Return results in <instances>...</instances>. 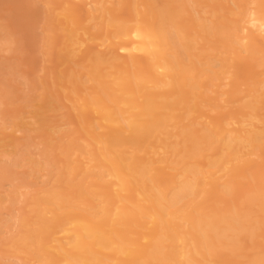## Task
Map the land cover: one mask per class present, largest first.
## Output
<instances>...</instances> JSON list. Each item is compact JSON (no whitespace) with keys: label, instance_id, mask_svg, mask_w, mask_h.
<instances>
[{"label":"rangeland","instance_id":"1","mask_svg":"<svg viewBox=\"0 0 264 264\" xmlns=\"http://www.w3.org/2000/svg\"><path fill=\"white\" fill-rule=\"evenodd\" d=\"M149 1L158 8L166 4L169 7L182 5L184 10L178 11L175 20L185 25L183 29L189 35L191 48L188 54L183 53L179 59L186 64L191 60L198 63L200 59L202 63L200 61L199 63L203 67L206 65V68L207 66L210 68L198 73L192 71L190 75H193L192 78L197 81L199 88L188 92L191 94L185 95L186 102L177 109L170 110L171 114L169 109L164 110L168 116L173 114L181 116L180 122L170 119L143 145L126 144L117 149L126 156H138V161L142 160V164L156 172L158 176L168 177L172 174L170 176L175 185L184 176H189L181 166L175 164L172 168L170 166L175 159H183L181 151H176L177 154L172 152L173 144L180 142L182 138L180 128L188 124L187 126L190 125L189 127L195 130L203 128L213 130L214 126L219 124L225 131L239 132L242 136L248 131L264 132V105H260V101L264 99L260 98V94L264 91V37L256 38L255 33L249 31L252 26L247 22L245 15L256 7L254 0ZM262 7L264 8V1ZM150 14L146 0H0V167L2 169L0 170V264H43V257L41 259L39 256L40 251L34 244L32 245L34 233L30 230L36 232L35 229L39 227L37 220L40 219L36 217L39 216V210H44V212L40 211L42 216H45L44 219H48V222L52 221L48 230L50 234L40 239L43 250L54 253H50L52 255L50 260L58 264L61 258L55 255L58 250H55V247L61 242L64 245L62 248L65 247L67 252L74 251L72 230L76 226L71 219L70 222L65 218L63 221L60 217L61 212L74 210L73 212L83 211L89 215H100L99 209L104 206L102 202L106 198L104 189L100 188L102 184L106 185L107 194L116 196L121 193L126 196L124 192H119V177L109 175L104 169H96L95 158L99 149L109 139V128L125 126L123 124L126 123L128 116L137 110L120 104L123 112L117 116L119 121L109 124L101 118V106L100 109L95 104L89 105L86 100L104 96L106 102L104 106L113 109L119 107L114 106L111 100H107L106 94H103L109 89L112 97L121 96L119 93L122 91L116 86L114 75L124 68L142 69V66L151 63V60L146 54L140 53L137 58L138 66L123 63L128 57L125 52L127 58L121 50H118V46L126 37L116 34L115 29L119 25H125L127 28L130 26L144 28L150 23ZM223 17L226 18L228 25L236 24V31L233 30L235 32L233 40H235L230 47L226 46L227 48L220 44L219 39L222 36L216 32L218 25L213 28L214 24ZM111 18L112 21L109 22ZM191 20L193 23H189ZM197 22L212 28V31L206 32L208 34L206 35L205 31L202 32L197 26ZM69 30L74 32L72 37L69 36ZM230 30L233 32L232 29ZM245 33L249 36H244ZM250 34L255 38H251ZM241 44L253 46V50H245ZM95 67L98 69V76L92 79L94 74L91 72L90 75V70ZM156 71L152 76L148 75L140 81L144 91L150 93L152 99L157 98L159 91L166 93L167 101L175 100L177 93L179 97L180 91L173 92L163 72L161 73L159 69ZM159 72L161 75H158ZM123 78L129 79L131 83L134 79L125 74ZM158 78L162 83L157 85V89ZM184 87L188 89V86ZM257 96L260 98L259 101H256ZM136 99L142 101L140 96ZM193 103L197 106V112L189 115L186 110ZM245 103L254 104L258 108H254L256 110L247 108ZM120 119H124L125 122ZM127 132L123 131V136H126ZM92 134L98 137L96 141ZM262 140L264 142V139ZM202 146L205 147L203 144ZM219 146V142L215 141L211 147L210 145L204 149L202 147V155L198 158H184L187 163L198 162L200 165L202 162L201 173L211 174L208 175L209 177L201 174L204 182L210 183L212 179L218 182L214 188L219 191H214V194L207 198L205 211H210L214 207L218 212L227 214L233 203L237 204L236 207L240 210L246 205H243L242 198L250 195L256 185L264 184V148L242 144L236 148L239 159L230 158L226 163L209 167L208 159L221 150ZM64 158L68 160L67 165ZM243 162H250L252 167L250 171H254V176L247 173L236 176L237 188L233 194H223L221 190H224L230 176L227 172L234 165L243 166ZM73 165L76 166L75 171L71 170ZM62 178L69 181L64 183L60 180ZM79 184L86 189V192L101 193L102 196L97 194L99 197H89L92 207L87 203L88 196L81 200L73 197V192ZM149 184L157 185L158 182L152 181ZM50 188L67 192L66 198H62L63 201L61 199L59 202L62 206L58 205V201L42 204L43 201L41 202L40 199L45 198L46 190ZM204 188L207 190L212 187L206 184ZM196 192L187 196L182 202L201 200L204 192ZM118 200L110 206V216L114 217L117 211L119 212V208L123 211L124 205H127L129 208L125 210L128 213L126 217L131 220L133 216L130 213L131 204L122 198ZM138 202L143 204L144 200L139 196ZM53 207L58 209H56L57 215ZM97 210L99 213H96ZM57 217L63 223L60 220L55 221ZM247 217L254 221L258 217H264V211L257 204H253ZM21 219L25 222L27 220L26 228L33 235L30 234L31 236L24 240L27 241L20 245L17 239L24 231L23 227L20 229L19 226ZM152 220L148 217L143 218L145 223L143 227L133 221L124 227L126 230H131L129 238L137 242L136 246L130 245V247H135L139 251L146 250L149 239L147 236L154 235L160 230V226L152 224ZM186 224L188 222H183V226H188ZM256 224L258 226L253 229V237L249 238L248 235L242 237L243 233L247 234L243 231L238 233L239 238L235 239L233 245L216 244L213 249L219 254L223 253L229 260L248 262L251 257H260L255 264H264V224ZM113 246L102 248L101 258H104L108 264H133L127 261L125 254L114 253ZM178 246L177 248L180 249L183 245ZM187 248L189 247L180 250ZM196 257L195 260L191 258L184 264L205 263L204 260L200 262L199 255ZM120 259L125 262H120ZM225 263H228L227 260ZM151 264H176V262L152 260ZM207 264L214 263L207 262Z\"/></svg>","mask_w":264,"mask_h":264},{"label":"bare ground","instance_id":"2","mask_svg":"<svg viewBox=\"0 0 264 264\" xmlns=\"http://www.w3.org/2000/svg\"><path fill=\"white\" fill-rule=\"evenodd\" d=\"M263 1L264 0H254V3L256 4L254 6L256 7L251 9L252 11L249 12L246 10L248 14L245 15L247 16V22L252 26L249 31L252 34L255 33L256 38H260V36L261 38L264 37V8L262 7ZM146 5L147 9L151 11L150 23L148 26L144 28L141 26H130L127 28L125 25H119L115 29V33L126 37V39L123 40V42L118 46V50H121L123 55L125 52L128 57L127 58L126 55H124L128 60L125 58L126 61H123V63L138 66L139 62L137 58L140 53L146 54V56L150 58L151 63H145V65L142 66V69L135 67L134 70H129V68H124L121 72L114 75L116 86L120 91H122L119 93L121 96L117 95L112 97L110 93L111 91L107 89V85L105 86L109 91L107 92V90H103V94H106L107 100H111L114 106L118 107L120 104H123L125 106H129L135 111L137 110V112L129 115L125 124L121 123L125 126L119 125V127L114 128L110 125L111 127L109 128L108 134L109 139L99 149L97 153L99 156L96 154L97 157H94L96 159H94L96 161V169H104L109 175L119 177V192H124L126 196L122 195L121 193L117 194L116 196L115 194H113L114 196L107 194L108 192H106V185L103 186L102 184L100 188L102 187L104 190L102 188L101 189L106 193V198L104 202H102L104 206L100 207L102 209H99L101 210V213H99L98 210V212L95 211L100 215H89V213L86 214L83 211V213L81 211L73 212L74 210H72V212L67 211V213H64L66 211H63V213L61 212L62 215L60 217L62 220L65 218V220L69 219V222L70 219L75 222L76 226L74 230H72L74 231V251L67 252L64 249L65 247L62 248L64 245H62L60 242L61 245L57 244V248L55 247V250L58 249L55 255L61 258V262H63V264H108L104 258H101L100 250L102 248L114 245L112 247L113 252L125 254L128 258L127 261L133 262V264H151L152 260H173L176 262V264H184L185 261L191 260V258L192 260H195V258H197L196 255L201 257L200 262L203 260L205 261V263L202 264H207V262H213L214 264H255L258 259H260V257H251L249 258L248 262H240L234 259L229 260L223 253L219 254V252L215 251L213 248L216 244L233 245L235 239L239 238L237 237L239 236L238 233H242L243 231L247 234L243 233L242 237H244V235H248V237L251 238V236L253 237L254 235V227L258 226L256 223L264 224V217H255L256 219L254 218V221L252 218L247 217L250 207L253 204H257V206L260 207L262 211H264V184L260 186L256 185V187L253 188V194L251 193L250 195L244 196L242 198V201L244 200L243 205H246L240 208V210L237 209V204L233 203L231 206L232 210L229 208L228 212H226L227 214L218 212L217 208L214 207L210 211L206 212L205 209L207 208V198L211 197L214 194V191H219L214 188L218 182L216 183V181L213 179H210V183L204 182L201 178V174L204 173H201L202 168L200 169L202 162L200 165L198 162L187 163L185 162V158H198V156L202 155L201 151L205 147H208L209 145L211 147L213 142L218 141L221 150L212 154V156L208 159L209 162L207 165L209 167L219 166L220 164L226 163L228 160H230V158H238V151L236 148L242 144H249L254 148H264V142L262 140L264 139V132L248 131L246 135L244 134L242 136L239 134V132L225 131L219 124L215 125L213 130L208 128L195 130L193 128L191 129L189 127L190 125L187 126L188 124L185 127L180 128L182 138L180 142H175L173 144L172 152L173 154H177L176 151H181V156L184 160L182 158H177V160L175 159L172 161V163L174 162L173 164L170 163V166L171 168L174 164L179 167L181 166V168L189 176H184V178H182L179 182H176L175 185H173L174 182L170 176L172 174H169L168 177L162 175L158 176L156 172L144 166L142 164V160L141 162L138 161V156H126L122 151L117 149V147L126 144H136L139 146L143 145L144 142L150 139L153 134L159 128L164 126V124L170 119L180 122L182 119L181 116L175 114L168 116L164 110L169 109L168 111L170 113V110L173 111L177 109L182 103L186 102L185 95L191 94L188 92H193L194 89L198 87L197 81L193 80V75H190L192 71L198 73L210 68V66H207L206 68V65L203 67V65L200 64L202 63L200 59V63L198 60V63L191 60L188 64L182 63V61L179 59L183 53L188 54V50L191 48L189 35L183 29L185 25L175 20L176 15H178V11L184 10L182 5H179L178 7H169L167 6L168 4H166L158 8L155 7L150 1L148 2V0H146ZM65 18H68V16H65ZM225 19L226 18L224 17L220 18L213 26L214 28L216 25H218L216 32L219 36H222L219 40L221 41L220 44H222L224 48L226 46L230 47L232 41L235 40H233L235 33L233 30L235 29L236 31V24L230 26L226 23ZM111 21L112 18L109 22ZM189 23H193L192 20ZM197 24L196 25L201 28L202 32L205 31V34L206 32L208 33L212 31V28L204 26V24L201 22H197ZM230 29H232L233 32H231ZM69 32V36L72 37L74 35H72V33L74 32L71 30H69ZM246 35L247 34L245 33L244 36ZM244 36H242L243 39ZM253 36L254 35H252V37ZM241 45H243L242 48H245V50H253V46H245L246 44ZM98 58L103 59L102 57ZM158 69L161 70V73L163 72L164 76L167 77L168 80H166L173 89L172 91H175V93L180 91V96L178 97L177 93V98L175 100L173 99L172 101H167L165 99L167 95L162 91L158 92L156 99H152L151 94L146 90L145 92L143 89L144 87L141 86L140 81L148 75L152 76L154 71L157 72L156 70ZM91 72L94 74V76L90 77H92V79L95 77L97 78L98 69H96V67L92 68L90 70V75H92ZM195 72L193 74H195ZM161 73L159 72L158 75H161ZM124 74L134 78L132 83L129 79L124 80ZM160 81V78L156 80L157 89L159 84L162 83ZM184 86H188V89H184L186 88ZM139 96L142 98V101H136V98H139ZM261 97L264 98V91L262 94H260V98ZM260 98L257 96L256 101H259ZM86 103H90L89 105L95 104L99 108L101 106V118L103 120L105 119V121H108L109 124H113L116 121L118 122L119 119H117V116L121 115V112H123V109L120 107L121 105L119 106L121 109L119 107L117 109H113L110 106H104L106 105L104 96L103 98L93 97L91 100L87 99ZM260 105H264V99L260 101ZM196 107L197 106H195V103H193L192 105L188 106L186 113L189 114L197 112ZM245 107L251 108L253 110H256L254 108H258L251 103L246 104ZM122 120V122H125L124 119ZM124 127L127 129H123ZM123 131L124 133L125 131H128V134L126 135L127 137L123 136ZM88 133L90 134V132H87V134ZM93 135L96 136L95 134H92V136ZM94 136L93 138L96 141L98 137L96 138ZM123 137H126V139ZM202 144L205 145V147H203ZM65 150H67V147H65ZM63 160L66 161L67 165L68 160L65 158ZM169 162H171V160ZM238 165H234L231 170L228 169L230 172L228 171L227 173H229L230 176L228 178L229 180H227L225 183L226 186L224 190H221L223 194H233L234 190L237 188L235 180L236 176L244 173L254 176V171H250L252 169V167H250V162H243V166H241V164L240 166ZM75 167L76 166H74L71 170L75 171ZM6 169H4V171H6ZM0 170H2L1 167ZM206 175L207 172L204 174V176ZM208 175L210 176L211 174ZM60 180L64 183L69 181L66 178H62ZM98 181L100 182V180ZM152 181L158 182V184L150 185L149 182ZM206 184H209L212 188L206 190L204 188ZM200 191L204 192V196L201 200L194 199V201L189 203L182 202L187 196L194 195L195 192L198 193ZM93 192H86V189L83 186L81 187V184H79V186H77L73 192V197L75 199L81 200L88 196L87 203L92 207V202L90 201L89 197L94 198L102 196L100 195L101 193L98 194L94 192L93 194ZM66 194L67 192H62V190H59L58 188H50L46 190L45 198L43 197L45 200L42 198L40 200L41 202L43 201L42 204L45 205L47 202L55 203L58 201L59 203L62 198H66ZM139 196L144 200L143 204L138 202ZM119 198H122V200H125L131 204L130 213L133 214L131 220L126 217V214L128 213L125 210L129 208L127 205H124L125 209L123 211L119 208V212L117 211L114 217L110 216V206H113L116 200L119 201ZM40 200L38 201L40 205H42ZM58 205H60V203ZM56 207H53V209L55 208V210H53L54 212L58 210ZM40 211L44 212V210H39V216H36L40 219L37 220L39 227L37 226L35 229L36 232L30 229L34 235L29 232V229L26 228L28 225L27 220L25 222V220L21 219L19 224L21 228H19L22 229L23 227L24 231L22 230V236L19 235L17 243L22 244V242L27 241L24 240L30 234L33 235L35 241L34 239L32 240V245L34 244L36 249L40 251L39 256L41 259L43 257V264H55V262L53 263V261L50 260L52 258L51 254L54 253L50 252V254L49 252L44 251L45 249L43 250V243L40 241V239H43L46 235L50 234L48 230L50 228L49 224H52V221L48 222V219H44L45 216L43 217ZM57 213L58 212H56V215ZM146 217L151 218V220L153 219L151 221L152 224L155 223L156 225H159L160 230L154 235L147 236L149 239L147 241L146 250L139 251L135 249V247H130V245L136 246L137 242L136 240H131L129 238V233L131 230H126L124 227L131 221L143 227L145 224L143 218ZM58 220L60 219L57 217L55 221ZM63 221L61 222L63 223ZM183 222H188V224H186L188 226H183ZM59 226L60 225H57V227ZM178 245H183L181 248H186L187 246L189 248L180 250L181 248H177L179 247ZM14 246L16 247V245ZM179 257L181 258L179 259ZM108 258H110V256ZM226 260L228 263H225ZM119 261L122 263L125 262V260L122 259ZM59 262L57 263L60 264L61 262Z\"/></svg>","mask_w":264,"mask_h":264}]
</instances>
